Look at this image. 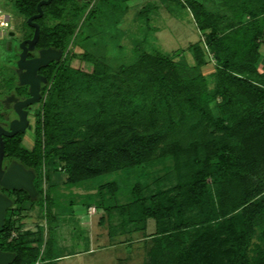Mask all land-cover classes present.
Returning a JSON list of instances; mask_svg holds the SVG:
<instances>
[{"label": "trees", "instance_id": "16d2710c", "mask_svg": "<svg viewBox=\"0 0 264 264\" xmlns=\"http://www.w3.org/2000/svg\"><path fill=\"white\" fill-rule=\"evenodd\" d=\"M11 1L16 13L28 20L41 0ZM175 1L191 12L218 62L214 90L208 92L202 75L183 80L174 63L162 55H143L120 72L92 60L86 61L95 63L93 71L86 73L64 60L41 66L39 73L46 83L35 113L33 147L22 145L24 133L4 138L8 165L18 163L33 171L37 191L32 197L24 189L2 188L12 205L0 228V251L15 255L11 264H57L62 258L51 255L48 248L42 252L40 232L27 230L11 239L14 217L27 205L41 207L48 199L42 191L43 167L62 165L73 187L118 172L129 175L169 157L176 172L174 185L144 196L137 183L127 193L128 200L120 203L115 200L121 187L108 181L98 186L103 203L97 210L109 218L116 213L121 219L118 228L128 233L146 231L148 220L154 219L156 231L146 264H264V63L260 66L264 0H222L220 6L233 11V17L227 18L200 0ZM127 2L53 0L42 6L43 16L35 20L40 25L36 48L66 52L73 34L64 22L68 8L79 16L88 10L87 21L94 24L105 12H124ZM49 18L57 23L46 25ZM25 25L29 27L28 22ZM30 29L25 38L32 37ZM194 52L199 59L201 49ZM127 75L135 78L132 84ZM10 80L15 82L10 95H29L17 76ZM82 81L88 90L99 86L110 93L80 102L76 93ZM72 101L75 109H69ZM8 115L0 113L7 121ZM185 128L191 132L188 137L180 135ZM107 195L112 204H105ZM47 213V220L53 221V213ZM108 234L117 235L112 224ZM255 237L261 241L260 254L251 258Z\"/></svg>", "mask_w": 264, "mask_h": 264}, {"label": "rangeland", "instance_id": "374dc122", "mask_svg": "<svg viewBox=\"0 0 264 264\" xmlns=\"http://www.w3.org/2000/svg\"><path fill=\"white\" fill-rule=\"evenodd\" d=\"M200 1L214 12L224 13L225 18L233 17L232 10L220 6L223 4L222 0ZM127 5L124 12H105L100 21L94 24L87 21L88 10L79 16L71 7L68 8L64 22L71 25L73 34L68 41L66 52L61 54L59 60L69 61L73 68L85 73L92 72L95 63L108 66L111 72H120L123 67L131 68L138 63L143 55H162L174 63L178 75L183 80L202 75L206 80L208 92L211 93L215 88L214 74L218 62L214 54L207 49L204 35L195 25L191 12L175 0H128ZM92 6L94 1L90 8ZM0 10L9 16L10 21L9 27L0 31V37L4 34L0 38V113L8 112L14 116L13 109L11 110L4 100L15 90V82L13 84L10 77L19 76V72L14 70L19 53L18 40L28 36L32 27L25 25L27 20L16 13L11 0H0ZM56 23L57 21L51 18L46 21L49 26ZM11 32L18 40L11 39ZM195 49L202 51L199 59L195 56ZM260 51L264 56V44ZM263 63L264 60L260 66ZM125 78L129 84L135 79L129 75ZM196 81L199 84L202 82L201 79ZM18 84L24 87L20 82ZM80 85L81 89L76 93L77 96L75 95L80 102L91 101L110 93L99 86L88 90L84 81ZM46 97L47 93L44 98ZM74 102H70L69 109L76 108ZM40 107V102L30 107L31 127L24 133L22 142L26 149L33 147L35 113ZM212 107H216L215 103ZM190 134L187 128L180 133L182 137H188ZM112 180L121 187L115 201L122 203L128 200L127 193L137 183L141 184L144 196L153 193L157 188L166 189L174 185L176 172L173 169L172 157H169L162 162L136 169L129 175L118 172L72 187L67 182V174L62 165L43 167L42 191L48 199L41 207L30 208L27 205L21 215L14 217L15 228L11 239L27 230L40 232L43 238L42 252L48 248L51 255H62L60 260L54 262L57 264H146L150 259L151 237L156 231L154 219L148 220L146 231L128 233L118 228L121 219L116 213L114 218H109L106 212L97 210V205L103 203L97 194L98 186ZM49 198L53 199L52 206L49 204ZM106 198L105 204L113 203L109 195ZM49 210L54 215L51 222L47 220ZM101 214L105 216L104 221L100 220ZM109 224L115 227L117 235L111 237L108 234ZM259 235L258 232L257 236ZM258 245H261V241L255 237L248 254L251 258L260 254Z\"/></svg>", "mask_w": 264, "mask_h": 264}, {"label": "water", "instance_id": "95a60500", "mask_svg": "<svg viewBox=\"0 0 264 264\" xmlns=\"http://www.w3.org/2000/svg\"><path fill=\"white\" fill-rule=\"evenodd\" d=\"M53 0H41L37 5V13L28 18L27 22L34 29L31 39L23 40L19 48L21 53L17 61V69L19 71V82L21 85L29 86L30 96L24 100L16 101L11 97L14 103V111L18 118L11 121L9 130L0 127V187L9 190H26L32 197L37 195L34 185L35 174L33 171L25 170L20 165H11L7 171L2 167L5 156L4 137H13L18 133H25L29 129V119L27 107L39 103L41 100V84L46 81L38 74L41 66L47 64L51 60H59L61 52L55 49H44L40 51L39 57L28 58V52L33 51L40 36V25L35 22L36 19L43 16L42 6L49 5ZM14 33H11L13 36ZM11 44L9 43V47ZM12 201L5 195L0 194V228L4 225L6 210L11 207ZM15 255L10 252L0 251V264H10L14 260Z\"/></svg>", "mask_w": 264, "mask_h": 264}, {"label": "flooded vegetation", "instance_id": "af4514ba", "mask_svg": "<svg viewBox=\"0 0 264 264\" xmlns=\"http://www.w3.org/2000/svg\"><path fill=\"white\" fill-rule=\"evenodd\" d=\"M11 33H13V32H11ZM33 34H34V29H33ZM33 34H32V37H33ZM10 37H11V39H12V38H17L15 35L10 36ZM32 37H30V38H24V39L18 40V44L20 45V43H21L23 40H25V39H31ZM12 40H16V39H12ZM9 43L12 44V41H10ZM36 45H37V44H36ZM17 46H18V45H17ZM18 47H19V46H18ZM43 50H44V49H43ZM40 51H41V50H38V49L35 47V49H34L33 51H29V52H28V58L31 59V58L39 57V55H40ZM57 51H58V50H57ZM60 52H61V54H62V51H60ZM20 53H21V50L19 51L18 54L20 55ZM18 60H19V57L17 58V61H18ZM14 70L17 71V72H19L18 69H17V67H15ZM39 70H40V69H39ZM38 74L40 75L39 71H38ZM18 75H19V74H18ZM41 87H42V84H41ZM27 88H28V92H29V86H27ZM29 96H30V94H29V95H26V96H24V97H21V98H16V96H14V95H8V97L4 100V102L8 105L9 108H11V110L13 109L12 113H15L14 108H13V107H14V103H15V101H11L10 98H11V97H14L16 101H20V100H24V99L28 98ZM31 106H32V105H31ZM31 106H29V107L26 108V110L28 111V119H29V113H30V107H31ZM15 115H16V116H15ZM8 118H9V121H7L4 117L1 118V116H0V127L4 128V129H6V130H9V125H10L11 121L17 119V118H18V115H17L16 113L14 114V116H11V115L9 114V115H8ZM29 126H30V119H29ZM30 127H31V126H30ZM30 127H29V128H30ZM4 138H5V137H4ZM13 164H15V165H20V164H18V163H11V164L8 165V160H6V158H5V156H4L2 167H3V169H4L5 171H7V169H8L11 165H13ZM20 166H21V165H20ZM0 194L5 195V193L2 191V187H0ZM5 196H6V195H5Z\"/></svg>", "mask_w": 264, "mask_h": 264}, {"label": "built area", "instance_id": "2783aa9c", "mask_svg": "<svg viewBox=\"0 0 264 264\" xmlns=\"http://www.w3.org/2000/svg\"><path fill=\"white\" fill-rule=\"evenodd\" d=\"M9 16L5 13H3L0 10V31L2 32L4 29L9 27ZM4 35V34H3ZM3 35H1L0 38L3 37ZM36 264H39V262H37Z\"/></svg>", "mask_w": 264, "mask_h": 264}]
</instances>
